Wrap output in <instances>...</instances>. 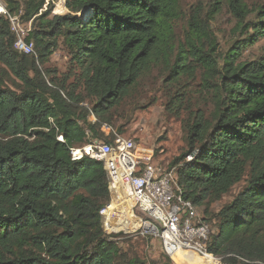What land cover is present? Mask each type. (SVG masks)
I'll use <instances>...</instances> for the list:
<instances>
[{
    "label": "trees",
    "instance_id": "obj_1",
    "mask_svg": "<svg viewBox=\"0 0 264 264\" xmlns=\"http://www.w3.org/2000/svg\"><path fill=\"white\" fill-rule=\"evenodd\" d=\"M2 1L31 22L37 54L18 51L0 15V264L137 263L103 229L111 197L102 162L72 150L113 142L104 116L157 70L177 88L167 109L188 113L187 148L170 167L183 197L205 203L217 223L209 252L224 264H264V58L240 61L264 35V0H215L210 16L226 7L242 34L225 55L201 12L179 39L181 0H66V14L52 13L56 0ZM60 46L71 64L63 77L45 68ZM198 70L214 105L209 118L179 92ZM242 182L232 201L210 210Z\"/></svg>",
    "mask_w": 264,
    "mask_h": 264
},
{
    "label": "rangeland",
    "instance_id": "obj_2",
    "mask_svg": "<svg viewBox=\"0 0 264 264\" xmlns=\"http://www.w3.org/2000/svg\"><path fill=\"white\" fill-rule=\"evenodd\" d=\"M49 1L51 2V0ZM261 1L247 0V3L252 6L254 3H261ZM65 2L66 0L54 1L52 13L60 14L57 11L60 12L64 9L61 14H66L68 9ZM214 4L215 0H181L180 16L183 18L178 21L177 27L180 40H184L183 26L189 17L201 12L203 19L207 22L208 17L212 15L210 12ZM79 16L82 17L83 14L79 13ZM256 16L253 13L249 19H255ZM209 21L211 32L216 37L218 51L220 54L225 55L234 41L242 38V34L235 32L237 18L224 7L214 16H210ZM28 26H30L29 23ZM263 58L264 35L260 37L256 44L243 51L240 61L262 60ZM70 66V57L67 51L63 46H60L50 57L45 68L51 71L53 75L63 77L69 74ZM162 76L163 74L158 70L157 72H148L146 81L139 85L137 93L134 96L127 97L118 107L107 113L104 116L103 123L112 127L119 135L134 139L142 147L153 150L155 161L163 167L172 169L170 163L173 158L179 156L187 148L188 129L185 125L188 113L185 109H181L177 113L167 109V104L177 88L175 85L163 80L165 75ZM74 77L73 75L70 76L69 81L72 82ZM184 83L185 86L179 88V92L185 91L186 95L184 97L191 100L195 114L199 110L200 113L209 118L214 105L211 92L206 91L202 85L201 71L198 70L193 79L186 78L182 84ZM7 84L11 85V81H8ZM91 120H95V116H91ZM120 129H122L121 132H119ZM94 140L96 141V139ZM242 186H244L243 182L237 184L221 200L211 204L210 210L218 212L235 198ZM205 208V203L196 206L199 218L206 219ZM205 221L210 224L212 233L216 232V221L211 220V218ZM112 234L119 235L118 239L121 247L131 258L137 260L136 264L142 262L145 264H161L162 261L166 260L160 240L150 234L146 227L140 229L138 233H128L123 230ZM194 258L200 261L199 264H204L199 258ZM218 258L220 264H224L221 257ZM172 262L177 264L174 260Z\"/></svg>",
    "mask_w": 264,
    "mask_h": 264
},
{
    "label": "built area",
    "instance_id": "obj_3",
    "mask_svg": "<svg viewBox=\"0 0 264 264\" xmlns=\"http://www.w3.org/2000/svg\"><path fill=\"white\" fill-rule=\"evenodd\" d=\"M0 15L7 17L16 33L18 51L37 54L34 43L27 40L31 22L28 26L21 15L10 13L2 0ZM103 130L107 135L113 132L115 140H98L74 148L72 154L76 159L87 155L103 164L111 197L101 210L105 233L113 235L123 230L138 233L146 227L160 240L170 259L176 261L182 255L189 261L194 256L206 264H220L219 258L208 250L211 226L199 218L195 205L183 197L176 169L163 167L155 161L153 150L117 134L109 125L105 124Z\"/></svg>",
    "mask_w": 264,
    "mask_h": 264
},
{
    "label": "bare ground",
    "instance_id": "obj_4",
    "mask_svg": "<svg viewBox=\"0 0 264 264\" xmlns=\"http://www.w3.org/2000/svg\"><path fill=\"white\" fill-rule=\"evenodd\" d=\"M175 259H176V262L178 264H199L200 263L199 260H195L194 256H191V258L189 259V261H187L188 259L186 257H183L182 255H178ZM201 261L204 264L207 263L204 260H201Z\"/></svg>",
    "mask_w": 264,
    "mask_h": 264
}]
</instances>
